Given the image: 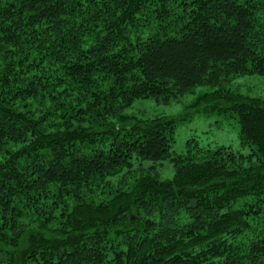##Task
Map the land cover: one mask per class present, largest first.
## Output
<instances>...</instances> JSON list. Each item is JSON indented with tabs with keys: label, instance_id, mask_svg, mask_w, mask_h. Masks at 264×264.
Masks as SVG:
<instances>
[{
	"label": "trees",
	"instance_id": "obj_1",
	"mask_svg": "<svg viewBox=\"0 0 264 264\" xmlns=\"http://www.w3.org/2000/svg\"><path fill=\"white\" fill-rule=\"evenodd\" d=\"M253 75L264 0H0V264H264V95L228 86ZM201 87L248 154L133 111Z\"/></svg>",
	"mask_w": 264,
	"mask_h": 264
},
{
	"label": "rangeland",
	"instance_id": "obj_2",
	"mask_svg": "<svg viewBox=\"0 0 264 264\" xmlns=\"http://www.w3.org/2000/svg\"><path fill=\"white\" fill-rule=\"evenodd\" d=\"M229 88L249 96L264 95V76H241L234 79ZM205 89L196 88L194 93L183 96L177 101L169 104L159 102L140 101L134 105L133 111H145L147 115L161 114L170 117H178L175 141L172 150L177 153L186 151L188 139H196L201 144L208 146L225 145L234 151L248 154L250 146L242 145L240 139V127L235 115L231 113H202L191 112L188 107L189 102ZM130 111V110H129ZM160 179H169L173 174L171 163L165 162L160 169L158 168Z\"/></svg>",
	"mask_w": 264,
	"mask_h": 264
}]
</instances>
